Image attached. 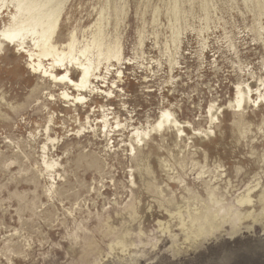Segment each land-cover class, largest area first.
I'll list each match as a JSON object with an SVG mask.
<instances>
[{"label": "rangeland", "instance_id": "374dc122", "mask_svg": "<svg viewBox=\"0 0 264 264\" xmlns=\"http://www.w3.org/2000/svg\"><path fill=\"white\" fill-rule=\"evenodd\" d=\"M71 33L119 55L87 106L1 47L0 264H264V0H65ZM239 84L257 102L235 111Z\"/></svg>", "mask_w": 264, "mask_h": 264}, {"label": "bare ground", "instance_id": "6f19581e", "mask_svg": "<svg viewBox=\"0 0 264 264\" xmlns=\"http://www.w3.org/2000/svg\"><path fill=\"white\" fill-rule=\"evenodd\" d=\"M64 1L65 0H0V18H3L5 10L7 12V23H5L3 28L0 30V52L3 44H6L7 46L12 44L13 47L19 48L21 51L19 53L21 55L25 54V56L29 58V66L33 70L34 74H39L42 78H45L47 81L54 84L66 86L59 96L63 102L69 104V108L71 106L77 107L78 105L84 104L87 106L88 103L86 94L83 92L84 89L88 87L89 92L87 93H90V91L93 92L94 88L96 89V86H93L94 79L97 80L96 82L98 83V79L102 76V73L100 72L101 64L113 66L115 63L119 62V55L118 52L113 53L108 47H106L105 50L102 49L103 45L99 43H93L91 46L86 45L77 49L75 46L76 36L74 33L70 34L67 42L58 47L55 44L54 38L58 31ZM3 8L5 9L3 10ZM72 70L79 72V76L75 82L72 81ZM60 71L63 72V74L57 75L56 73ZM99 88L103 87L101 86ZM250 88L251 87L247 86L246 92L243 91L240 84L236 86L234 98L235 111L243 110L245 105L251 102L252 97L256 95L252 94V90H250ZM70 89L71 92H69ZM248 90L250 91L248 92ZM256 91H259V89L257 88ZM100 93H105L107 95L109 94V90H104ZM248 93H251V95L249 96ZM258 97H262L261 92ZM247 98H249L248 101ZM256 102L257 99L252 101L254 104ZM105 107L101 106L103 110ZM94 110L93 113H95ZM108 116L109 115H103V118L101 117V121L95 124V126L98 124L102 125L100 133L105 132V137H107L111 132H119L120 129H122V124L120 122H115L116 130H114V123L109 121ZM90 117L91 116L88 115L86 120H88L87 123L90 124L89 128H92L93 125L91 124ZM52 119L53 118L51 117L49 120L50 123L54 122ZM48 124L49 123H47V125ZM167 126L178 128L176 129L178 133L177 137L183 135L182 131L179 130L180 126L178 125V122L173 120L171 117V113L167 110H162L161 115L155 122L153 128L155 131H159L161 129L165 131ZM131 131L133 134L132 139L134 140L136 146H142V140H145L150 136V132L148 134L146 131L141 134L139 128H134ZM44 133L47 136V142L45 141L46 144H44L43 150L47 148L48 144L54 145L56 142V138H52V136H50L49 129L47 127ZM51 162H53V160ZM44 170L48 173V175H51L52 178H55L56 172L54 170V163L52 164L48 161H44ZM56 176L58 177V175ZM250 203L251 200L249 197H247L246 200L239 199L236 202L238 207H242L243 205H248ZM180 221L182 227L186 226L182 219ZM188 234L192 235L191 231H189Z\"/></svg>", "mask_w": 264, "mask_h": 264}]
</instances>
